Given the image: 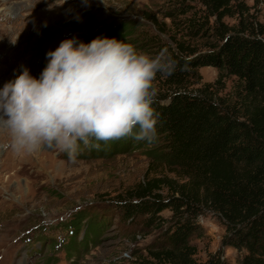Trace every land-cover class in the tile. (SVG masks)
<instances>
[{"label": "rangeland", "instance_id": "374dc122", "mask_svg": "<svg viewBox=\"0 0 264 264\" xmlns=\"http://www.w3.org/2000/svg\"><path fill=\"white\" fill-rule=\"evenodd\" d=\"M182 0H0V89L24 68L39 79L49 63L47 53L66 39L89 44L119 27L120 41L150 55L161 51L203 53L215 43L209 26L191 33L187 19L202 16L199 2ZM229 27L242 16L264 18V0H230ZM223 11V9H221ZM186 88L195 91L217 78L211 67L197 70ZM154 81L157 94L172 90ZM231 82H227V90ZM155 144L120 140L105 151L81 145L75 163L62 152L39 150L18 155L0 132V264H151L162 248L170 212L123 218L121 204L164 198L173 183L172 170L149 156ZM94 143H97L94 141ZM104 145L103 142H98ZM109 150V151H108ZM146 195V196H145ZM148 195V196H147ZM75 225V227H74ZM77 225V226H76ZM94 234L91 236V232ZM84 235L88 242L80 244ZM225 226L212 213L197 219L189 244L195 259L219 252L227 264H239L244 253L222 244ZM76 242L69 252V242ZM76 249V250H75Z\"/></svg>", "mask_w": 264, "mask_h": 264}, {"label": "trees", "instance_id": "16d2710c", "mask_svg": "<svg viewBox=\"0 0 264 264\" xmlns=\"http://www.w3.org/2000/svg\"><path fill=\"white\" fill-rule=\"evenodd\" d=\"M182 1L185 13L190 11L186 2L201 4L204 14L192 13L187 25L197 34L212 19L209 30L215 43L200 54L167 52L177 66L171 75L162 74L161 82L172 90L158 93L152 104L158 114L159 144L149 156L171 169L180 182L173 183L164 198L124 202L123 218L148 216V225L159 213L170 212L162 248L151 264H227L218 251L202 262L195 259L189 239L204 212L224 224L222 244L244 253L239 264H264V18L241 16L229 27L223 18L232 16L230 0ZM127 30L119 27L102 38L121 40ZM202 67L214 68L217 78L188 91L189 80L199 79ZM123 141L137 146L143 142ZM103 144L100 149L105 151L122 143ZM87 240L84 235L80 244ZM75 243L69 242V252Z\"/></svg>", "mask_w": 264, "mask_h": 264}, {"label": "clouds", "instance_id": "9594fccd", "mask_svg": "<svg viewBox=\"0 0 264 264\" xmlns=\"http://www.w3.org/2000/svg\"><path fill=\"white\" fill-rule=\"evenodd\" d=\"M47 58L39 79L24 68L0 89V132L14 153L47 149L75 163L81 145L155 142L154 81L177 66L166 52L150 55L114 38L66 39Z\"/></svg>", "mask_w": 264, "mask_h": 264}]
</instances>
